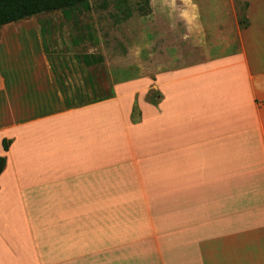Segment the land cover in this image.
<instances>
[{"label":"crops","instance_id":"obj_1","mask_svg":"<svg viewBox=\"0 0 264 264\" xmlns=\"http://www.w3.org/2000/svg\"><path fill=\"white\" fill-rule=\"evenodd\" d=\"M179 1L140 77L0 28V264H264V0Z\"/></svg>","mask_w":264,"mask_h":264},{"label":"rangeland","instance_id":"obj_2","mask_svg":"<svg viewBox=\"0 0 264 264\" xmlns=\"http://www.w3.org/2000/svg\"><path fill=\"white\" fill-rule=\"evenodd\" d=\"M219 1L197 0L205 27L207 15H220L222 19V15L230 11L227 0L222 1L228 5ZM183 2L88 0L87 4L69 11L56 10L40 14L37 18L44 29L47 51L71 52L85 61L100 60L99 65L110 71L115 80H120L140 77L144 71L152 73L158 61L163 63L167 58H174L172 63L180 64L190 60L191 53L187 52V47L179 55L176 52L179 49L177 41L180 43L189 33L185 23L180 18L174 20L173 15L180 13L179 8L188 7ZM239 8L243 14L244 6ZM211 24L216 30L215 22L211 21ZM165 46L168 52L164 50ZM151 94L154 98L158 93Z\"/></svg>","mask_w":264,"mask_h":264},{"label":"trees","instance_id":"obj_3","mask_svg":"<svg viewBox=\"0 0 264 264\" xmlns=\"http://www.w3.org/2000/svg\"><path fill=\"white\" fill-rule=\"evenodd\" d=\"M87 3L88 0H0V28L3 25L47 12L56 10L69 11ZM151 93L154 94L156 92L151 91ZM138 114V108L135 106V119ZM10 143V141L4 140V148L8 149ZM6 164V157L0 156V175L4 171Z\"/></svg>","mask_w":264,"mask_h":264}]
</instances>
